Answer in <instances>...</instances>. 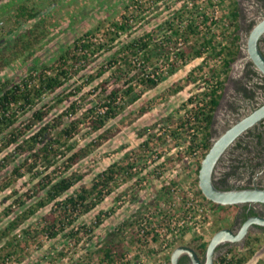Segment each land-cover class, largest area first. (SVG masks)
Returning <instances> with one entry per match:
<instances>
[{
	"label": "rangeland",
	"instance_id": "1",
	"mask_svg": "<svg viewBox=\"0 0 264 264\" xmlns=\"http://www.w3.org/2000/svg\"><path fill=\"white\" fill-rule=\"evenodd\" d=\"M22 1L26 0H0V82L14 78L19 81L37 65L52 64L60 55V48H67L85 33H95L94 40L102 42L103 33L110 30L113 23L124 20L125 15L129 17L134 14L135 20L133 26L122 32L98 59L63 87L62 97L65 93L69 96L57 102L59 104L53 108L52 116L68 112L59 118L62 127L69 125L72 120H78L80 124L74 127L73 136L64 146L65 155L57 160L56 166H51L49 170L38 166L39 170H43L38 176L33 175L37 169L32 173L22 167L19 176L14 173V168L22 158H10L5 162L8 166L3 168L0 175V232L9 227L18 213L41 197L35 185L45 173L51 171L57 178L74 172L83 174L82 183L92 186L98 174L108 167L117 165L122 170L104 188L101 201L90 211L83 212L80 205L78 209L69 208L65 211L63 205L50 204L16 228L6 231L7 234L0 238V259L7 253H14L19 256L21 264H42L41 259L47 254L52 255L57 264H73L76 261L80 264V257H85L88 263L101 264L105 260H102L104 253L100 248L107 242L109 235L117 231L123 242V256L131 258L133 264H168L177 246H190L194 237L210 241L218 230L230 226L234 219V207L215 206L211 200L205 199L210 208V216L205 225L192 229L189 224L168 248L163 246L162 237L152 228L145 232V235H149L145 241H142L139 231L141 223L147 220L148 226L156 223L167 232L166 228L170 225L165 217L169 216L170 219L182 208L174 187H187V190L198 194V166L206 150L201 147L190 149V145L195 135L202 137L203 126L196 121L184 124L183 120L193 103L202 101L204 87L208 86L204 80L210 66L219 65L224 55L212 57L211 47L207 46L202 56L197 57L195 51L189 48L195 42L193 38L187 42L182 35L173 36L160 49L152 51L155 60L145 69V77L147 80L149 76L158 83L149 87L142 81V74H131L128 66H122V72H115L114 69L124 57V54H116V51L124 43L147 33H152L155 40H169V24L166 21L171 20L173 13L188 0H72L73 4L71 0L63 1L56 3V7L53 5L55 10L43 22L38 24L33 21L28 26L31 29L30 35L19 39V32L8 33L13 19L11 15L15 6ZM28 1L31 5L35 4L31 2L48 5L51 0ZM223 1L228 6V2ZM139 4H144V7L140 8ZM199 18L200 31L209 36L216 35L218 47L219 43H222L221 46L228 43L229 33L234 29L231 20L229 26L225 27L223 22L213 25L203 23L202 17ZM254 23L251 20L243 26L247 37ZM177 51L184 52L183 56L178 60H168ZM140 61L142 59L136 57L131 63L139 66ZM167 65L166 69L161 70ZM154 73H158V80L153 77ZM236 74L235 69L225 78L224 87L227 85L233 89H223L227 100L225 102L224 99L220 109L214 112L215 136L223 131L222 123L231 112V107L235 108L228 101L238 100V95L234 93V100L233 94V91L238 92ZM126 80L131 81L128 85L134 87L129 95L125 94ZM114 87H120L116 103L120 105L119 108H123L104 127L94 129L90 123L94 115L85 118L84 114L90 108L96 107L97 110L108 102L105 98ZM51 97H45L42 102L49 101ZM190 98L193 102H190ZM73 104L75 107L72 109ZM236 110L241 111L242 108L237 106ZM168 116L170 121L167 122ZM172 130H176V134H172ZM74 153L79 155L77 162H72L70 158ZM3 155L0 156V162H4ZM53 169L56 170L53 172ZM79 186L77 184L70 189L63 198L77 192ZM9 209L13 211L8 212ZM54 218L57 224L53 227L51 221ZM19 233L23 234L21 238ZM45 234H48L46 239ZM11 238L15 239L14 244L7 245ZM260 238L263 239L258 242L256 252L245 264H260L264 261V235ZM56 245L58 251H55L58 249ZM230 249L244 250L240 246ZM221 255L224 254L216 258ZM120 259L117 257L114 261Z\"/></svg>",
	"mask_w": 264,
	"mask_h": 264
},
{
	"label": "trees",
	"instance_id": "2",
	"mask_svg": "<svg viewBox=\"0 0 264 264\" xmlns=\"http://www.w3.org/2000/svg\"><path fill=\"white\" fill-rule=\"evenodd\" d=\"M63 1L67 2L69 0H51L48 5H44L43 3L37 5L38 3L36 2H31L35 3L31 5L28 0L22 1L15 6V10L11 15L13 19L11 20V30L8 34L19 32L17 36L19 39L20 37H28L31 33V29L28 26L33 21L38 24L43 22L52 14L53 10H55V4ZM226 1L228 2L227 17L232 21L234 29L229 33L228 43L224 46H221L222 43H219L218 47V43L215 39L216 35L209 36L208 33L200 31L198 22L202 14L197 9H194L196 7L188 9L186 8V4H184L173 13L171 20L166 21V24H169L168 31L170 32L168 33L167 31L170 36L169 40H155L152 33H147L145 36L133 38L124 43L121 48L116 51V54H124V57L121 60V64L120 61L118 62V59L116 60L120 65L114 69L115 72H122V66H128L131 70V74L132 72H138L139 75L142 74V81L146 82L149 87H154L158 83L149 76L147 80V77H145L147 76L145 69L148 64L154 63L155 60L152 51H154V49H160L164 42L171 41V37L173 36L182 35L187 42H190L191 38H193L195 42L193 46L190 45L189 48L195 51L197 57L202 56L203 49L207 48V46L211 47L212 57L224 55L219 65L210 66L209 74L204 80V84L207 83L208 86L204 87L202 101H198L196 104L193 103L191 110L187 113V115L191 116L188 117V122L194 117L195 121L203 126L202 137L200 138L195 135L192 139L193 143L190 145V149L201 147L206 150V153L212 145L210 135L214 112L222 96L225 78L230 73L231 63L238 54L240 47L238 43L240 36L237 33L239 28L237 1ZM53 5L55 7H53ZM139 6L142 8L144 4H139ZM135 13H137V11H135ZM123 18V21L113 23L111 29L103 33V38H101L102 42L94 40L93 36H96L94 35L95 33H85L68 45L67 48H61L60 55L52 64L46 65L38 63L41 66L37 65L33 70L28 72V75L21 78V80L17 81L14 78L0 82V156L4 154V162H0V175L3 172V168L8 166V163L5 162L10 158H22L20 163L14 168V173L16 175L21 176L20 170L24 167L27 171L32 173L37 169L33 175L38 176V174L43 173V170H49L53 165L56 166L58 163L57 160L65 155L64 146L73 136L75 131L74 127H78L80 121L72 120L69 125L62 127L59 118L68 112H63L58 116H52L53 114L51 112L53 108L59 104L57 102L63 101L69 96V94L66 95L65 93L64 97H62L63 87L67 85L68 82L70 83L73 77L86 69L90 63L98 59L104 49H107L109 45L115 43L122 32H126L133 26L135 20L134 14L129 17L125 15ZM207 20L208 17L203 14V23ZM24 26L26 27L24 28ZM35 26L36 24L33 25L32 28ZM164 52L165 51L161 52V56ZM178 54L182 57L184 52L180 51ZM136 57H139L143 61L139 66H133L131 63L132 59ZM132 67L136 70L133 71ZM223 75L224 78L222 77ZM130 82L131 81H125L127 86L125 94L127 95L134 90L131 84L128 85ZM119 91L120 87H114L110 93H108L105 98L108 99V102L103 103V105H107V109L104 113H99L96 107H92L84 114L85 118H90L89 115H94L90 118V123L94 129L104 127L105 124L123 108H119L120 105L116 103L120 93ZM50 95H52V97L49 101L42 102L45 97ZM53 100H55L56 103H51ZM190 102H193L192 98H190ZM74 107L75 105L73 104L71 108L73 109ZM69 109L70 108H68V110ZM168 120L170 121L169 116L166 118L167 122ZM176 132V130H172V134H176ZM70 158L72 162H77L79 155L74 153ZM40 165L44 167L43 170L38 169ZM200 166L201 163L198 166V173ZM54 170L56 169H53V172ZM121 170L122 167L117 165L108 167L105 171L98 174L96 177L97 181L95 180L92 186L82 183L84 179L83 174L74 172L57 178L56 175H52L51 171L45 173L35 185L37 193L39 194V192H41V197L18 213L10 222L9 227L0 232V238L2 235L7 234L6 231L16 228L50 204L63 205L62 208H64L65 211L69 208L74 210L76 208L78 209V205L83 207V212L90 211L101 201L104 188H107L112 180H115V174H118ZM77 184H80L77 188V192L75 191V193L66 195L63 198V196ZM198 194L202 196L203 199H207L201 189L198 190ZM94 197H96L95 200ZM90 199L92 200L90 201ZM214 205L217 206V204ZM221 206L224 208L232 207L231 205ZM11 211H13V209L8 210V212ZM51 224L54 227L57 224V220L54 218ZM24 231L28 230L24 229ZM75 233H77V231H75ZM70 234L73 235L74 232H70ZM200 238L194 237L192 239L193 243L189 245L196 250L199 257H204L209 241L204 239L201 240ZM120 239L117 231H113L109 235L107 242L100 248V251L104 253V259L102 260L114 261L117 257H123V242ZM14 240V238H11L7 245H13ZM259 241V238L251 237L243 251L229 249L224 255L219 257L215 263L245 264L256 252ZM262 263H264V261L260 264ZM168 264H171V262Z\"/></svg>",
	"mask_w": 264,
	"mask_h": 264
},
{
	"label": "flooded vegetation",
	"instance_id": "3",
	"mask_svg": "<svg viewBox=\"0 0 264 264\" xmlns=\"http://www.w3.org/2000/svg\"><path fill=\"white\" fill-rule=\"evenodd\" d=\"M236 1L239 13V28L237 33L240 36V47L238 54L231 63L230 72L235 71V69L237 72L235 75V81L238 92L233 91V94L235 93L238 95V100H236V95L234 94V100L236 101H228V103L230 102L233 104V107L235 108L231 107V112L225 116L224 122L222 123L224 126L221 128L223 131L219 136L214 135V122L216 119V116L214 115L211 125L212 143L227 129L252 114L264 104V74L258 69L249 55L248 38L250 34L247 37L243 27L251 20L255 21V26L264 18V0ZM259 48L264 54V33L259 39ZM224 88L233 89L227 85ZM225 97L226 91L222 92L216 110L220 109ZM226 100L227 98L225 99V102ZM237 106L242 108L241 111L243 112L237 111ZM222 120L223 118L221 121ZM213 179L215 185L221 189L264 188V118L244 130L226 148L216 164ZM231 206H233L235 210L233 223L224 228H231L235 233L240 231L243 224L250 217L259 216L264 218V203L262 202H246ZM263 235L264 225L254 222L249 226V230L243 238L224 242L226 243L225 245L221 244L217 247L216 257L220 254H224L225 251L234 246L245 248L251 237H256L261 240L263 238L260 237ZM200 258L204 262L206 256L204 255V257ZM216 260L217 258L215 261ZM180 264L193 263L187 255H182L180 258Z\"/></svg>",
	"mask_w": 264,
	"mask_h": 264
},
{
	"label": "water",
	"instance_id": "4",
	"mask_svg": "<svg viewBox=\"0 0 264 264\" xmlns=\"http://www.w3.org/2000/svg\"><path fill=\"white\" fill-rule=\"evenodd\" d=\"M263 33L264 18L259 21L250 32L248 38V52L255 65L264 74V54L259 48V39ZM262 118H264V104L252 114L227 129L217 140L213 141L211 148L204 156L198 176L199 186L205 197L213 203L217 205H234L246 202L264 203V188L221 189L215 185L213 179L216 164L226 148L244 130ZM254 222L264 225V218L259 216L250 217L243 224L238 233H235L231 228H222L218 230L209 241L204 262L201 260L196 250L191 246H177L172 251L171 264H180V258L182 255H187L193 264H214L217 247L224 242L243 238L248 232L249 226Z\"/></svg>",
	"mask_w": 264,
	"mask_h": 264
},
{
	"label": "built area",
	"instance_id": "5",
	"mask_svg": "<svg viewBox=\"0 0 264 264\" xmlns=\"http://www.w3.org/2000/svg\"><path fill=\"white\" fill-rule=\"evenodd\" d=\"M193 7H196L194 9H197L199 12H202L201 17L203 19V14L208 17L207 23H213L217 24L218 22H223L225 24V27L229 26L230 19L227 17L228 15V6L226 5L225 1L223 0H188L186 2V8L191 9ZM193 9V10H194ZM123 21V20H121ZM119 21V22H121ZM117 22V23H119ZM201 27V26H200ZM180 45H182V41L179 42ZM179 51L173 52L169 57L168 60L173 61L174 59H180ZM140 61L139 64H141ZM164 66L161 70H164L168 67ZM158 73H154L153 77L157 79ZM158 80V79H157ZM107 109V105H102L97 111L99 113H104V111ZM188 117H191L190 115H187L183 122L184 124H188ZM192 120L189 121L191 123L195 122L194 117L191 118ZM171 126V125H168ZM196 154V153H195ZM174 191L178 194L177 198L182 203L181 210L175 214V216L171 217L169 219L168 217H165L168 219V225L170 227L166 228L167 232L163 227L157 226L156 223L148 226L147 220H145L143 223H141L140 227V236L142 237V241H145L144 239L148 238V234L145 235V232L148 231L150 228H152L155 232H158L159 235L162 237L161 240L163 242V246L165 248H168L169 245H171L174 241V238H177L183 230L189 226L190 228H198L202 225H205V222L210 216V208L209 205L206 204L200 195H198L195 191H189L187 190V187H174ZM186 191V192H184ZM188 192V193H187ZM186 193V196L184 195ZM209 200V199H208ZM164 218V216H162ZM164 218V220H165ZM163 232V233H162ZM19 238L23 236L22 233L18 234ZM48 238V234H45L44 239ZM55 251L59 250V247L56 245ZM42 264H57L55 260L53 259L52 255L45 254L43 258L41 259ZM80 264H92L88 263L87 259L85 257H80ZM79 262H74L73 264H78ZM0 264H21L20 258L17 254L10 253L0 259ZM99 264V263H97ZM101 264H133L131 262V258H129L127 255H124L120 260L116 261H105Z\"/></svg>",
	"mask_w": 264,
	"mask_h": 264
},
{
	"label": "crops",
	"instance_id": "6",
	"mask_svg": "<svg viewBox=\"0 0 264 264\" xmlns=\"http://www.w3.org/2000/svg\"><path fill=\"white\" fill-rule=\"evenodd\" d=\"M68 2V1H67ZM71 3L73 4L72 0H71ZM73 6V5H72ZM61 49V48H60Z\"/></svg>",
	"mask_w": 264,
	"mask_h": 264
}]
</instances>
